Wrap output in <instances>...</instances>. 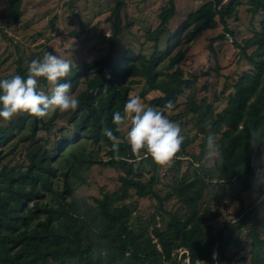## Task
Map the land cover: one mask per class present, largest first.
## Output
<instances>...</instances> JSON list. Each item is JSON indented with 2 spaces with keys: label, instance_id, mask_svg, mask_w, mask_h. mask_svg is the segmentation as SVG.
I'll return each mask as SVG.
<instances>
[{
  "label": "trees",
  "instance_id": "obj_1",
  "mask_svg": "<svg viewBox=\"0 0 264 264\" xmlns=\"http://www.w3.org/2000/svg\"><path fill=\"white\" fill-rule=\"evenodd\" d=\"M0 1L8 22L19 24L24 0ZM225 1L202 5L169 33L175 4L168 0L158 26L144 36V43L152 45L144 53L131 48L119 52L126 2L114 0L108 51L82 67L72 66L65 81L72 84L79 107L43 119H0V264H264V203L252 198L251 186L253 158L264 145L254 150L249 144L250 130L264 131V0H248L247 12L261 20L252 37L237 46L248 69L231 82L221 111L209 102H196L180 67L190 45L204 32L222 25L229 38L226 21L232 18L234 2ZM223 39L221 34L215 40ZM174 46L179 48L175 51ZM32 60L19 55L6 78L26 77ZM139 84L146 92L158 93L148 106L163 108L171 101L172 110L190 89L186 109L169 118L176 122L191 116L202 143L199 154L189 155L187 161L192 176L186 178V170L178 175L179 167H169V188L151 157L136 159L131 154L122 131L116 133L122 139L119 159L104 135L105 128L114 129L113 114H123L132 88ZM39 87L51 94L46 80L41 79ZM62 120L65 125L52 133ZM208 120L223 153L221 170L210 169L204 157L207 132L202 125ZM95 146L107 157L104 163L90 149ZM177 156L182 157L181 152ZM96 165L118 172L120 186L100 198L75 196L86 184L84 174ZM159 185L167 192H159ZM222 187L231 188L229 202L218 193ZM133 196L153 200L160 216L168 218L164 227L155 221L146 227L134 224L125 204ZM231 203L235 210L229 208Z\"/></svg>",
  "mask_w": 264,
  "mask_h": 264
},
{
  "label": "rangeland",
  "instance_id": "obj_2",
  "mask_svg": "<svg viewBox=\"0 0 264 264\" xmlns=\"http://www.w3.org/2000/svg\"><path fill=\"white\" fill-rule=\"evenodd\" d=\"M210 1L174 0L175 14L168 25L169 33H174L189 14ZM229 1L231 0L225 2ZM125 2L126 7L121 12L123 33L118 50L120 52L123 48H131L137 52L141 49L144 53H149L152 45L144 43V36L158 26V15L168 5V0H125ZM233 2L232 18L226 21L231 31L230 34L228 33L229 38L222 25L204 32L190 45L180 65L186 79L192 84L196 102H209L216 112L221 111L225 106L231 82L248 69V64L241 57L237 46L243 45L252 37L254 31L258 30L261 20L260 15L253 18L247 12L248 0H233L232 4ZM114 4V0H24L21 20L19 24L13 25L5 18V5L0 1V80L13 73L19 55L34 59L42 58L44 53L50 52L70 60L74 67H82L83 64L105 54L108 51L113 24L108 17ZM221 34H224V39L215 40ZM164 47L165 45L161 46ZM177 48L179 47L174 46L175 51ZM38 51L43 53L35 54ZM27 65L26 61L24 67ZM48 88L51 90L50 85ZM189 91L190 89L184 90L179 100L180 106L165 113L168 117L186 109V96ZM141 94L146 106L151 99L158 96V93L146 92L142 84L132 88L131 96ZM176 122L180 124L182 134L185 136L183 144L187 142L188 144L181 148L182 157L177 156L170 166H160V180L166 187L172 184L173 179V175L168 172L169 167L175 169L179 167L178 175L188 171L186 178L192 176L193 168H189L187 161L191 159L189 155L199 154L202 143V137L196 135L191 116L180 118ZM64 125L63 120L57 121L52 133ZM122 137L126 139V130L122 131ZM90 149L98 159L102 160V163L107 160L104 152H100L97 146ZM178 159L181 160L180 164L176 162L179 161ZM17 161L19 157L15 158V162ZM118 176L119 173L109 167L93 166L84 174L86 184L78 188L74 195L100 198L104 193H112L120 186ZM166 187L159 185L157 189L165 193L169 188ZM222 188L218 193L229 202L231 188ZM125 204L131 211L132 218L134 217L133 223L136 225L146 227L155 221L157 227H164V220L168 219L166 216H164L166 218L160 216L162 213L155 207L154 201L148 198L139 199L133 196ZM235 207L234 203L229 206L231 210H235ZM181 254L179 253L178 258ZM184 263L187 264V261Z\"/></svg>",
  "mask_w": 264,
  "mask_h": 264
},
{
  "label": "clouds",
  "instance_id": "obj_3",
  "mask_svg": "<svg viewBox=\"0 0 264 264\" xmlns=\"http://www.w3.org/2000/svg\"><path fill=\"white\" fill-rule=\"evenodd\" d=\"M72 71V62L60 56L46 52L42 58L33 59L28 66L27 76L13 75L0 80V119L11 122L19 116L38 119L53 114L75 111L79 100L72 92V84L65 82ZM41 79L51 86V94L41 90ZM174 105L169 101L163 108L146 106L139 95L131 96L123 107V114L115 112L112 117L113 128H105L104 135L111 141L110 151L119 159L121 137L116 135L126 130V143L136 159L151 157L161 167L170 166L181 152L185 136L179 123L173 122L166 114ZM205 137L207 166L215 171L223 166V153L216 135L212 132V122L205 121L202 125ZM249 144L255 150L264 145V131L252 129ZM187 159V157H184ZM224 181H215L222 184ZM252 198L257 204L264 203V151L253 158V177L251 181ZM188 251V250H186ZM189 259L191 257L188 252ZM217 253L212 259L216 260ZM196 264H205L197 260Z\"/></svg>",
  "mask_w": 264,
  "mask_h": 264
}]
</instances>
